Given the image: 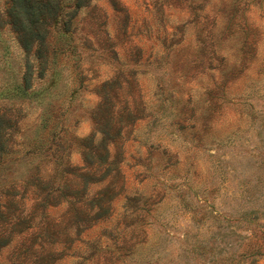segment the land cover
Masks as SVG:
<instances>
[{
  "label": "rangeland",
  "instance_id": "obj_1",
  "mask_svg": "<svg viewBox=\"0 0 264 264\" xmlns=\"http://www.w3.org/2000/svg\"><path fill=\"white\" fill-rule=\"evenodd\" d=\"M58 2L0 0V264H264V0Z\"/></svg>",
  "mask_w": 264,
  "mask_h": 264
},
{
  "label": "trees",
  "instance_id": "obj_2",
  "mask_svg": "<svg viewBox=\"0 0 264 264\" xmlns=\"http://www.w3.org/2000/svg\"><path fill=\"white\" fill-rule=\"evenodd\" d=\"M10 5L6 13L8 25L17 36L20 47L25 51L34 48L38 52L45 50L48 28L55 23L60 14L59 0H9ZM39 56V55H38ZM39 58V57H37ZM91 166V163H86ZM90 164V165H89ZM90 168V167H89ZM59 190L48 189L42 194V199L47 207H57L51 200L57 197ZM17 194L8 197L13 199ZM0 218H3L0 216ZM5 235V231H1ZM8 236V235H7ZM6 236L0 235V241H4L3 247L7 245Z\"/></svg>",
  "mask_w": 264,
  "mask_h": 264
}]
</instances>
